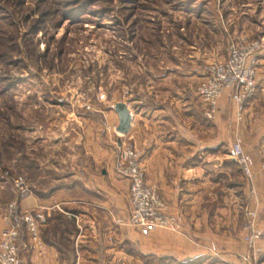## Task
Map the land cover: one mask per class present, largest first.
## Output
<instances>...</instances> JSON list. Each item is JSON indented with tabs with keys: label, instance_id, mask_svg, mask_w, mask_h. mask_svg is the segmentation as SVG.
Returning <instances> with one entry per match:
<instances>
[{
	"label": "rangeland",
	"instance_id": "obj_1",
	"mask_svg": "<svg viewBox=\"0 0 264 264\" xmlns=\"http://www.w3.org/2000/svg\"><path fill=\"white\" fill-rule=\"evenodd\" d=\"M234 37L264 40V0H0V172L23 174L45 205H51L50 191L59 198L81 196V187L71 185L82 176L78 147L92 148L98 137L115 156L123 139L112 124L115 116L108 119L113 103L128 88H155L164 74L178 79L184 68L195 89L210 63L227 56ZM258 62L249 100L255 102L250 109L247 103L239 122L233 114L221 129L223 153L235 132L247 149L264 138V43ZM202 124L196 118L199 136ZM112 125L116 131L106 129ZM61 181L68 185L58 187ZM13 197L0 176V201ZM43 210L32 209L38 223ZM124 251L135 252L128 244ZM149 260L140 255L124 264Z\"/></svg>",
	"mask_w": 264,
	"mask_h": 264
},
{
	"label": "crops",
	"instance_id": "obj_2",
	"mask_svg": "<svg viewBox=\"0 0 264 264\" xmlns=\"http://www.w3.org/2000/svg\"><path fill=\"white\" fill-rule=\"evenodd\" d=\"M163 76L153 89L154 85L146 84L143 92L138 86L126 90L121 100L131 112V122L123 140L137 150L145 182L157 188L166 209L181 212V230L155 228L143 234L118 222L130 207L128 180L114 171V148L97 137L92 148L78 147L77 167L82 176L71 185L81 187V196L59 198V192L50 191L51 205L34 193L20 201L30 210L44 208L39 223L43 245L22 249V264H65L66 260L72 264H124L140 255L153 259L148 264H155V258L178 264L245 263L241 255L249 247L242 225L249 203L257 208L258 226L264 224V138L258 146H245L255 172V198L251 199L245 173L219 147L221 129L234 118L228 94L219 98L217 112L207 118L190 70L184 68L178 79ZM107 115L111 120L115 116L108 123L117 125L118 114L111 111ZM196 118L203 123L202 136L197 133ZM66 185L61 181L58 187ZM0 202L1 230L6 201ZM259 243L264 247V238ZM124 244L135 252L124 251ZM259 261L264 264V251Z\"/></svg>",
	"mask_w": 264,
	"mask_h": 264
},
{
	"label": "built area",
	"instance_id": "obj_3",
	"mask_svg": "<svg viewBox=\"0 0 264 264\" xmlns=\"http://www.w3.org/2000/svg\"><path fill=\"white\" fill-rule=\"evenodd\" d=\"M264 43L263 38H232L228 41V54L222 60H213L209 72L196 85V93L204 104V114L212 118L217 112L219 98L228 94L235 119H242L244 108L254 96L257 84L258 52ZM116 131L114 125L107 126ZM228 149V155L238 164L252 185L255 177L253 159L243 146L242 139L235 132ZM113 168L116 174L128 180L129 211L118 220L143 234L155 228L180 231L183 227L182 214L168 211L166 203L157 188L145 182L144 168L134 146L120 140L116 146ZM0 176L8 180L14 197L9 200L1 216L0 264H22V249L40 248V224L32 210L20 205V201L33 194L31 184L20 173L11 174L5 169ZM251 192L255 194L254 185ZM246 220L242 228L244 241L249 250L241 255L240 264H260L259 257L263 246L259 243L264 238V224L258 226L256 207H246ZM26 238V240L24 239Z\"/></svg>",
	"mask_w": 264,
	"mask_h": 264
},
{
	"label": "water",
	"instance_id": "obj_4",
	"mask_svg": "<svg viewBox=\"0 0 264 264\" xmlns=\"http://www.w3.org/2000/svg\"><path fill=\"white\" fill-rule=\"evenodd\" d=\"M113 109L118 114L117 130L122 133L126 132L131 122V112L126 103L122 100L113 103Z\"/></svg>",
	"mask_w": 264,
	"mask_h": 264
}]
</instances>
